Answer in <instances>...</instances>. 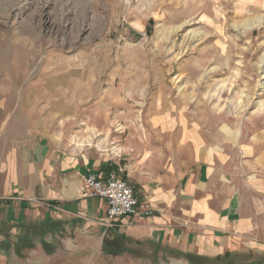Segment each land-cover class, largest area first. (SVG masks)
<instances>
[{"label": "rangeland", "instance_id": "374dc122", "mask_svg": "<svg viewBox=\"0 0 264 264\" xmlns=\"http://www.w3.org/2000/svg\"><path fill=\"white\" fill-rule=\"evenodd\" d=\"M2 91L130 184L186 157L181 133L264 144V0H0Z\"/></svg>", "mask_w": 264, "mask_h": 264}, {"label": "crops", "instance_id": "0c3cea01", "mask_svg": "<svg viewBox=\"0 0 264 264\" xmlns=\"http://www.w3.org/2000/svg\"><path fill=\"white\" fill-rule=\"evenodd\" d=\"M19 104L2 91L0 264H85L91 250L93 264L106 255L115 264L264 258V144L221 147L181 133L187 156L151 181L131 183L153 215L106 227L105 202L83 196L88 175L110 174L106 160L69 154L22 121Z\"/></svg>", "mask_w": 264, "mask_h": 264}, {"label": "built area", "instance_id": "2783aa9c", "mask_svg": "<svg viewBox=\"0 0 264 264\" xmlns=\"http://www.w3.org/2000/svg\"><path fill=\"white\" fill-rule=\"evenodd\" d=\"M83 196L99 197L106 204V227H114L127 217H150L153 210L140 201L134 187L124 178L112 172L105 176L88 175L85 179Z\"/></svg>", "mask_w": 264, "mask_h": 264}, {"label": "trees", "instance_id": "16d2710c", "mask_svg": "<svg viewBox=\"0 0 264 264\" xmlns=\"http://www.w3.org/2000/svg\"><path fill=\"white\" fill-rule=\"evenodd\" d=\"M102 168H103V172H105V173H110V172H112V170L115 169V167H114V165H112V163L105 164Z\"/></svg>", "mask_w": 264, "mask_h": 264}]
</instances>
